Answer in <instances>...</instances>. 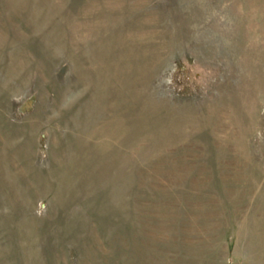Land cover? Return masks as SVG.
Here are the masks:
<instances>
[{
  "label": "rangeland",
  "instance_id": "rangeland-1",
  "mask_svg": "<svg viewBox=\"0 0 264 264\" xmlns=\"http://www.w3.org/2000/svg\"><path fill=\"white\" fill-rule=\"evenodd\" d=\"M0 264H264V0H0Z\"/></svg>",
  "mask_w": 264,
  "mask_h": 264
},
{
  "label": "water",
  "instance_id": "water-1",
  "mask_svg": "<svg viewBox=\"0 0 264 264\" xmlns=\"http://www.w3.org/2000/svg\"><path fill=\"white\" fill-rule=\"evenodd\" d=\"M27 106L29 105V101L27 102V104H26Z\"/></svg>",
  "mask_w": 264,
  "mask_h": 264
}]
</instances>
